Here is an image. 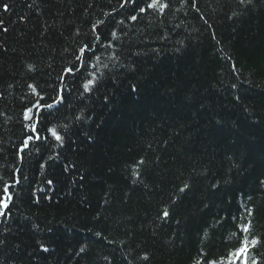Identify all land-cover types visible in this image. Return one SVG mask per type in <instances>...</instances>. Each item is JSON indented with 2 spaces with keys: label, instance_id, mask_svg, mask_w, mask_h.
I'll return each instance as SVG.
<instances>
[{
  "label": "trees",
  "instance_id": "trees-1",
  "mask_svg": "<svg viewBox=\"0 0 264 264\" xmlns=\"http://www.w3.org/2000/svg\"><path fill=\"white\" fill-rule=\"evenodd\" d=\"M6 184L0 264H264V0H0Z\"/></svg>",
  "mask_w": 264,
  "mask_h": 264
},
{
  "label": "snow or ice",
  "instance_id": "snow-or-ice-1",
  "mask_svg": "<svg viewBox=\"0 0 264 264\" xmlns=\"http://www.w3.org/2000/svg\"><path fill=\"white\" fill-rule=\"evenodd\" d=\"M135 2V0H133ZM245 0H241V3H244ZM149 8L153 7L152 4L148 5ZM163 7V6H162ZM9 10L8 5L3 6V11L7 12ZM141 12L144 11L143 8L140 9ZM133 20L136 19L135 16L132 17ZM6 30V29H5ZM91 53V55H89ZM92 56H95V51L92 50L90 45H85L84 47H81L79 50V55L75 57V62L72 64L71 67L66 68L64 70V76L61 78V82L63 80L67 79L68 77H71L73 79H76L79 76H83L84 72L86 71L88 64L87 61L91 59ZM93 84V80H88L86 83L83 84V88L85 92H88L90 90V87ZM31 87V86H29ZM135 90V89H133ZM58 98L56 99L54 104H48V103H42L44 100L43 96H40L39 99L34 103L33 107L36 108V112L32 111V108H29L24 113L25 120L31 122L33 119L36 120L37 124L39 123V118L41 114L43 113L44 109H54L56 105L61 103L64 99V89L58 88L57 90ZM50 114V113H49ZM30 132L32 133H38V129L36 127H33L30 129ZM48 132L57 140L60 141L62 137L56 132V130L49 128ZM31 138V137H30ZM29 138V139H30ZM36 139H39V136L36 135ZM25 148L28 147V140H25L24 143ZM12 187V185H5L2 189H0V216L5 215V210L9 207V201L12 199V196L10 194L9 189ZM188 186L185 185V188ZM181 191H184V189H181ZM250 214V213H249ZM170 216V213L165 210L163 213V218L168 219ZM244 232H248L249 228L247 225H245L242 229ZM257 241L252 240L251 244L255 245ZM83 251V250H82ZM249 247L248 245L242 244L232 255L234 259L230 261V264H236L237 261L240 262V264H248V254H249Z\"/></svg>",
  "mask_w": 264,
  "mask_h": 264
}]
</instances>
